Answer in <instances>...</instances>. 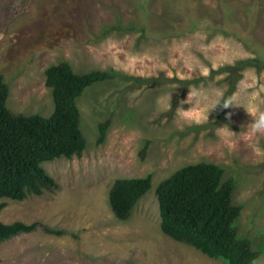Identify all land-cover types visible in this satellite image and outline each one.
Returning a JSON list of instances; mask_svg holds the SVG:
<instances>
[{"label": "rangeland", "instance_id": "obj_1", "mask_svg": "<svg viewBox=\"0 0 264 264\" xmlns=\"http://www.w3.org/2000/svg\"><path fill=\"white\" fill-rule=\"evenodd\" d=\"M62 62L76 74L114 77L76 101L82 154L43 165L58 188L0 198V223L63 234H19L0 244V264H225L160 229L157 185L197 163L234 180L238 237L256 253L253 264H264V134L252 131L258 113L249 114L264 111V0H0V75L12 114H52L45 71ZM187 97L182 107L198 106L208 119L179 120ZM230 98L233 106L213 109ZM147 176L151 189L118 220L113 183Z\"/></svg>", "mask_w": 264, "mask_h": 264}, {"label": "trees", "instance_id": "obj_2", "mask_svg": "<svg viewBox=\"0 0 264 264\" xmlns=\"http://www.w3.org/2000/svg\"><path fill=\"white\" fill-rule=\"evenodd\" d=\"M113 75L99 71L76 74L66 62L50 66L45 71V85L52 91L54 104L49 117L12 114L6 107L8 87L0 75V198L22 201L30 194L40 196L58 188L43 165L82 154L86 142L76 101L86 88ZM107 126L99 125L98 144L103 142ZM146 148L147 144L142 154ZM223 174L220 166L197 163L182 167L160 182L155 189L160 229L167 237L211 259L225 264H253L256 253L248 240L239 239L234 225L241 211L232 203L234 180L223 182ZM151 187V176L117 179L108 195L114 216L126 221ZM3 207L0 204V211ZM38 227L50 235L63 234L38 222L0 223V244Z\"/></svg>", "mask_w": 264, "mask_h": 264}, {"label": "clouds", "instance_id": "obj_3", "mask_svg": "<svg viewBox=\"0 0 264 264\" xmlns=\"http://www.w3.org/2000/svg\"><path fill=\"white\" fill-rule=\"evenodd\" d=\"M197 94L193 93L192 96L195 97ZM171 94L168 95L166 102L164 103V110H170L171 109ZM189 101V97H187L186 100L180 102V106L176 109V114L179 118V120L185 122V123H196L200 124L204 120L208 119L209 112H206L203 109H199L198 106L192 107L191 110L187 109L185 110L182 105ZM199 104V101H197V105ZM221 105L223 108H228L230 106H233V98L224 100L223 103H221L219 100L216 101V103L213 106V109L217 106ZM254 113H258L253 116L251 128L252 131L255 133L264 134V111H259L258 109H253L252 113H249L250 115H253ZM229 116L231 114H228ZM230 131V130H229Z\"/></svg>", "mask_w": 264, "mask_h": 264}]
</instances>
